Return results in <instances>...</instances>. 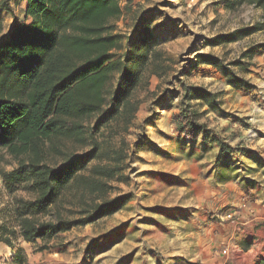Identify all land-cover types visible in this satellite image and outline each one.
<instances>
[{
    "label": "rangeland",
    "instance_id": "1",
    "mask_svg": "<svg viewBox=\"0 0 264 264\" xmlns=\"http://www.w3.org/2000/svg\"><path fill=\"white\" fill-rule=\"evenodd\" d=\"M223 1L120 0L125 10L112 22L113 33L125 44L147 24L171 62L166 74L150 76L148 86L138 91L141 104L127 133L113 136L103 128L95 136L105 146H122V178L110 183L109 197L128 195L130 200L112 216L46 244L17 240L13 249L0 245V264H12L17 249L26 264H253V255L224 247L217 255L212 248L207 254L199 245L209 218L236 222L237 230L250 226L242 223V213L264 209V52L241 59L249 47L264 42V31L226 45L207 43L260 22L264 11L250 5L227 10ZM22 16L16 6L10 11L0 8L2 34ZM200 54L214 56L223 65L240 61L229 69L248 86L231 89L213 67L196 63ZM182 84L219 95L216 111L189 102L197 113L205 111L198 123L205 124L208 133L186 137L175 132L172 115L181 109ZM93 123L94 118L87 119L84 127L91 130ZM213 135L236 152H222ZM87 149L68 143L65 151ZM16 167L17 161L0 151V171ZM17 199L29 201L32 196L24 186L7 188L0 177V222ZM227 214L234 216L226 219Z\"/></svg>",
    "mask_w": 264,
    "mask_h": 264
},
{
    "label": "trees",
    "instance_id": "2",
    "mask_svg": "<svg viewBox=\"0 0 264 264\" xmlns=\"http://www.w3.org/2000/svg\"><path fill=\"white\" fill-rule=\"evenodd\" d=\"M19 1L26 3L22 20L14 18L5 35L0 20V151L17 161L0 177L7 188L24 186L32 199H17L0 222V245L11 249L17 240L46 244L112 216L129 202L128 195L109 197L110 183L122 178V146H105L95 136L103 128L113 136L127 133L141 104L138 91L148 86L150 76L166 74L171 63L149 25L125 44L113 33L112 22L125 10L120 0H0V8L10 11ZM223 3L227 10L250 5L264 11V0ZM262 31L264 17L207 43L226 45ZM258 52H264V42L249 47L241 59ZM196 63L213 67L235 91L248 86L229 69L240 61L223 65L200 54ZM179 97L180 112L172 115L175 132L186 137L208 133L198 123L205 111L197 113L189 102L216 111L219 95L182 84ZM91 118L87 130L84 121ZM213 137L222 152H236ZM68 143L88 149L67 153ZM56 159L61 163L51 165ZM12 264H26L20 249ZM257 264H264V257Z\"/></svg>",
    "mask_w": 264,
    "mask_h": 264
},
{
    "label": "crops",
    "instance_id": "3",
    "mask_svg": "<svg viewBox=\"0 0 264 264\" xmlns=\"http://www.w3.org/2000/svg\"><path fill=\"white\" fill-rule=\"evenodd\" d=\"M25 6L24 1H19L16 8L23 14ZM242 216V223L250 225L247 226L248 229L239 227L236 230V222H214L212 217L206 220L205 235L199 241L201 249H205L208 254L212 253L209 252L212 248L216 250L214 254L217 255L224 247V251L230 250L231 253L235 250L242 255H253V264H257L264 257V209H259L252 215L242 213Z\"/></svg>",
    "mask_w": 264,
    "mask_h": 264
},
{
    "label": "built area",
    "instance_id": "4",
    "mask_svg": "<svg viewBox=\"0 0 264 264\" xmlns=\"http://www.w3.org/2000/svg\"><path fill=\"white\" fill-rule=\"evenodd\" d=\"M232 216H234V214H227L225 218L226 219H231Z\"/></svg>",
    "mask_w": 264,
    "mask_h": 264
}]
</instances>
